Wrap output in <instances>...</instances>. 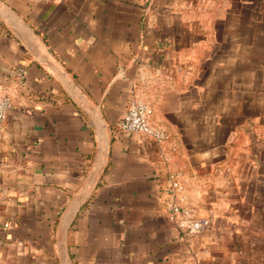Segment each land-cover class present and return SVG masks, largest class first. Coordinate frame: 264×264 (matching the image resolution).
Segmentation results:
<instances>
[{
    "label": "crops",
    "instance_id": "crops-1",
    "mask_svg": "<svg viewBox=\"0 0 264 264\" xmlns=\"http://www.w3.org/2000/svg\"><path fill=\"white\" fill-rule=\"evenodd\" d=\"M0 89V264H264V0H0Z\"/></svg>",
    "mask_w": 264,
    "mask_h": 264
},
{
    "label": "built area",
    "instance_id": "built-area-1",
    "mask_svg": "<svg viewBox=\"0 0 264 264\" xmlns=\"http://www.w3.org/2000/svg\"><path fill=\"white\" fill-rule=\"evenodd\" d=\"M19 78L24 76V70L18 69L14 72ZM11 107L10 96L3 90L0 89V128L2 127L7 112ZM116 129L122 133L138 132L142 133L150 138L161 141L165 138L164 131L161 128L153 126L148 117V106L141 100H133L122 118L116 123ZM179 183L174 176L169 177V189L171 194L174 196L179 190ZM172 218L175 217L176 213L179 212L177 203H171Z\"/></svg>",
    "mask_w": 264,
    "mask_h": 264
}]
</instances>
